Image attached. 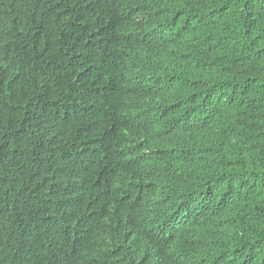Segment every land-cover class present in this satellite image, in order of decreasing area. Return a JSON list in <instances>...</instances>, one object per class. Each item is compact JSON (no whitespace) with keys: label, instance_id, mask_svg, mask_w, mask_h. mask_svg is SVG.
Returning a JSON list of instances; mask_svg holds the SVG:
<instances>
[{"label":"trees","instance_id":"1","mask_svg":"<svg viewBox=\"0 0 264 264\" xmlns=\"http://www.w3.org/2000/svg\"><path fill=\"white\" fill-rule=\"evenodd\" d=\"M0 264H264V0H0Z\"/></svg>","mask_w":264,"mask_h":264}]
</instances>
